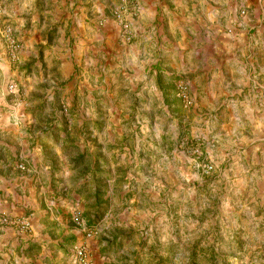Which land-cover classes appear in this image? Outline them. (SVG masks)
<instances>
[{"label":"rangeland","instance_id":"1","mask_svg":"<svg viewBox=\"0 0 264 264\" xmlns=\"http://www.w3.org/2000/svg\"><path fill=\"white\" fill-rule=\"evenodd\" d=\"M46 1L38 4L37 0H22L24 12L18 14L15 12L19 7L14 3L6 7L5 16L0 9V96L4 97L0 106L5 111L37 117L36 128L28 119L26 123L19 122L23 135L32 133L40 142H54L58 134L44 130V135H37V131L58 120L64 132L61 137H73L80 143L67 148L66 154L71 159L64 166L72 168L69 183L81 196L75 206L82 209L88 226L97 231L89 240H99L98 245L105 243L112 254L120 252L121 264H264V128L261 144L247 142L246 138L252 137L246 130L251 119L247 117L249 106L240 101L248 91L244 90L241 96L231 94L226 100L225 105L239 100L237 114H242L243 128L233 130L230 135L220 133L227 131L224 124L230 119L235 129L236 116L232 117L225 105L218 110V101L212 103L213 109L203 107L192 86L193 103L186 106L182 101L181 109H172L170 104L167 111L157 94L148 101L149 96L141 93L140 86L141 94L134 91L132 98L114 94L111 102L105 104L106 116L100 122V118L94 117L83 120L80 114L85 110L94 114L105 107L95 101H85L83 95L68 99L70 93L61 86L73 79H83L80 70L86 58L84 33L97 32L103 27L100 24L103 20H114L112 9L122 4L128 5L130 24L140 14L141 4L139 0H106L101 7L104 14H100L95 0L91 5L78 0L73 7L76 14L71 16L72 22L42 14ZM239 1L244 3L238 7L240 19L237 25L227 22L225 32L234 31V26L242 28L238 23L248 16L250 26L261 28L252 31L251 37L261 42L264 40V0ZM4 6L0 0V7ZM47 9L53 11L54 7L49 3ZM243 9L245 14L241 13ZM7 26L12 28L13 37L20 45L16 57L1 33ZM63 30L72 35L69 45L72 58L77 59L75 64L72 61L73 65L69 56L65 66L57 63L60 61L56 57L66 53L67 48L59 42ZM128 31L126 34L121 28L118 39L112 41L123 44L124 40L131 46L128 51H132L145 36H137L131 24ZM257 57L264 64V54ZM180 78L184 76L177 78L176 91ZM114 81L123 83L116 78ZM10 83L17 84L15 93L8 92ZM251 90L260 96V101L251 100V104L257 110V121L264 127V87H251ZM115 106L123 110L116 118L111 111ZM218 112L223 116L219 117ZM103 128L101 140L106 147L100 150L96 147ZM242 136L246 138L242 140ZM10 141H16L14 134ZM93 145L96 149L92 148L90 153L88 149ZM237 145L240 148L236 151ZM95 150L106 157L99 159L97 154L95 157ZM199 163L213 164L214 171L203 173ZM62 214L56 217L69 226L68 231L53 226L41 232L58 240L59 245L47 238L42 240L44 248L29 246L24 254L19 253V248L11 254L9 250L13 246H5L0 251V264H79L75 249L80 245L88 248L95 264L88 238L75 225L72 213ZM109 223L118 225L111 234ZM65 231V237L60 240Z\"/></svg>","mask_w":264,"mask_h":264},{"label":"crops","instance_id":"2","mask_svg":"<svg viewBox=\"0 0 264 264\" xmlns=\"http://www.w3.org/2000/svg\"><path fill=\"white\" fill-rule=\"evenodd\" d=\"M40 1L37 0L38 4ZM77 1L47 0V6L42 14L53 15L54 19L58 20L64 17L68 18L67 21L74 22L71 16L73 13L76 14L73 7ZM139 1L140 14L136 20L131 19L130 24L137 31V36H145V38L138 42L132 51H128L131 46L123 39V44L112 41L113 38L117 40L121 33L120 24L115 19H111L110 22L101 21L103 27L97 32L85 31L83 49L86 58L80 70L83 79H73L61 86V88L65 86L64 88L70 93L68 99H74L75 95H83L85 101H95L100 107H105L108 101L111 102L114 94H126L132 98L134 91H137L138 94L146 93L149 96L148 101H152L155 94L161 96L167 111L170 104L173 105L172 109H181L183 105L176 94V80L184 76L189 79L193 93L202 101L203 107L212 108L211 105H214L212 103L218 101L219 110L231 94L237 93L241 96L242 92L247 90L248 95H245L240 103L245 102L249 106L247 117L251 119L246 130L252 137L247 139L242 136V140L246 138L247 142L261 144V130L264 127L257 121V110L251 104V100L260 101V96L252 93L251 87H264V64L259 63L257 57L258 54H264V40L260 42L251 37L252 31L254 33L261 28L257 27L256 30L250 26V19L247 16L244 17L243 22L238 23L242 28L234 26V31L225 32L228 27L227 22L231 21L237 25L240 19L238 7L244 3L239 0ZM79 2L84 3L83 0ZM105 2L106 0H95L100 14H104L101 7L105 6L103 5ZM3 3L5 6L0 9L4 16L7 14L6 7L9 3L19 7L16 14L24 12L25 4L22 0H3ZM49 3L54 7L53 11L47 9ZM85 3L91 5L94 0H85ZM37 15L39 17L40 13L38 12ZM46 18L45 16V21ZM71 36L63 30L59 37V42L67 45L66 53H59L56 57L60 61L57 63L63 66L65 61L69 62V59L74 64L77 61L72 58V48L69 45ZM97 51L100 52L98 56L94 54H97ZM122 59H126V62ZM115 78L122 80L123 83L115 84ZM140 86L143 90L141 93ZM3 99L4 97L0 96V103H3ZM238 102L225 105V110L229 111L232 117L236 116L238 125L232 129V119H230L229 123L224 124V130L227 131L221 132L220 135H230L233 130L243 128L242 114H237ZM111 111L115 113V118L123 113L118 106L112 107ZM80 116L83 120L100 118V122L106 116V107L99 108L94 114L90 110H85ZM218 116L223 115L221 113ZM31 117L26 113L5 111V108L0 106V215L4 213L8 216H28L32 224L29 232H22L17 227L3 225L0 221V251L5 246H13L9 250L11 254L17 248L20 250L19 253L24 254V249L29 246L43 247L42 240L47 238L59 245L58 240L41 232L51 230L53 226L57 229L66 228L68 231L69 226L56 215L58 213L63 215L62 213L66 212H71L73 215L77 208L75 205L81 199L76 188L69 183V179L73 176L72 168L64 166L71 159V156L66 154L67 148L80 143L73 137L71 139L61 137L64 136V132L63 127L59 128L61 123H58V120L37 131V135H44V130L47 131L46 133L52 134L53 131V134H58L54 142H40L32 133L30 136L23 135L22 129L18 126L19 122L26 123L28 119L29 122H33L35 128L37 127V117ZM82 122L79 120V123ZM104 129L99 133V143L96 147L100 150L101 147H106V143L101 140ZM13 134L16 137L14 143L10 141V136ZM235 139L239 140L237 136ZM235 143L238 144L236 141ZM84 147L85 142L81 147L82 151ZM92 148L96 149L94 145L91 146L88 149L90 153ZM227 148L230 146L227 145ZM238 148L240 147L237 145L235 150L237 151ZM95 154L99 159L106 157L97 150L94 156ZM89 179L90 177H87L86 181ZM82 201L86 206L85 197ZM117 226L111 224L109 233L118 228ZM77 230L74 232L76 233ZM66 231L61 238L65 237ZM89 239L91 238L87 241L90 243L95 264H121L123 256L120 252L112 254L105 243L98 245L99 240ZM7 257L10 258V255Z\"/></svg>","mask_w":264,"mask_h":264},{"label":"built area","instance_id":"3","mask_svg":"<svg viewBox=\"0 0 264 264\" xmlns=\"http://www.w3.org/2000/svg\"><path fill=\"white\" fill-rule=\"evenodd\" d=\"M242 14L246 13V10H241ZM112 14L114 18L120 23L123 31L128 34L130 24L127 19L128 5L122 4L115 6L112 9ZM2 36L9 43L13 57H16V52L19 50L20 45L17 43L16 39L13 37L12 28L10 26L5 27L2 31ZM130 39V36L128 37ZM17 91V84L10 83L8 85V92L15 93ZM177 95L184 102L186 106L192 105L193 101L191 98V84L188 80L180 78L177 81ZM23 167V166H21ZM199 168L202 169L203 173L211 174L214 171V165L211 163H199ZM0 221L4 225H11L17 227L22 232H29L32 229V224L29 218H15L8 216L7 214L0 215ZM73 221L77 228L86 235L87 238H93L97 231L88 226L87 221L84 218L83 211L81 209H76L73 212ZM76 260L79 264H94L89 256V250L85 245L77 246L76 249Z\"/></svg>","mask_w":264,"mask_h":264}]
</instances>
